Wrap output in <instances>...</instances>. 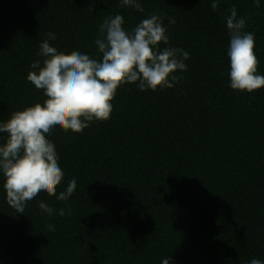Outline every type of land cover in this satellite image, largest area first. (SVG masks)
Instances as JSON below:
<instances>
[{
  "label": "trees",
  "instance_id": "1",
  "mask_svg": "<svg viewBox=\"0 0 264 264\" xmlns=\"http://www.w3.org/2000/svg\"><path fill=\"white\" fill-rule=\"evenodd\" d=\"M211 2L141 0V13L119 0L94 10L90 0H0V123L46 99L27 75L50 32L58 51L100 59L94 38L104 18L120 14L131 30L164 13L169 46L190 57L173 88L123 85L108 120L45 134L65 174L57 195L76 180L67 201L41 192L18 214L0 172V264L264 262V88H230L225 21L235 6L264 75V0H220L216 10ZM6 139L0 133V144Z\"/></svg>",
  "mask_w": 264,
  "mask_h": 264
},
{
  "label": "clouds",
  "instance_id": "2",
  "mask_svg": "<svg viewBox=\"0 0 264 264\" xmlns=\"http://www.w3.org/2000/svg\"><path fill=\"white\" fill-rule=\"evenodd\" d=\"M102 0H90V8ZM259 7L258 0H255ZM220 0H212L213 10ZM121 8L130 7L143 13L141 0H119ZM225 18L229 33L227 55L230 59V88L253 93L264 88V75L257 74L259 60L255 54V34L244 31L246 20L238 17L233 6ZM165 14L153 12L134 28H124L120 14L108 16L98 25L95 46L100 59L74 50L70 54L50 46L55 33L40 43L37 55L42 57L31 63L27 80L46 97L43 104L36 103L21 111H14L10 119L0 123V133L7 139L0 144V172L4 177L7 203L23 214L26 203L41 192L67 201L76 189V180L69 181L65 191L57 195V187L64 179L58 164L55 145L46 138L59 126L65 132L82 133L92 121H106L113 111L112 101L117 90L127 84H136L139 90L173 88L183 77L176 75L187 70L189 53L169 46ZM175 24L174 17H167ZM163 45V47H161ZM39 208L48 215L53 209L41 201ZM60 209L59 215L64 216ZM68 215L71 209H68ZM54 231L53 225H48ZM161 264H170L164 258ZM250 264H264L252 259Z\"/></svg>",
  "mask_w": 264,
  "mask_h": 264
}]
</instances>
